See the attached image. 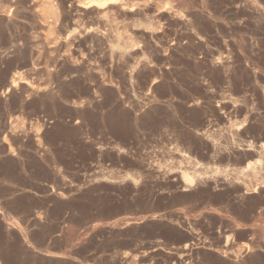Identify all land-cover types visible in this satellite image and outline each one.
Instances as JSON below:
<instances>
[{
	"label": "rangeland",
	"instance_id": "374dc122",
	"mask_svg": "<svg viewBox=\"0 0 264 264\" xmlns=\"http://www.w3.org/2000/svg\"><path fill=\"white\" fill-rule=\"evenodd\" d=\"M0 264H264V0H0Z\"/></svg>",
	"mask_w": 264,
	"mask_h": 264
},
{
	"label": "bare ground",
	"instance_id": "6f19581e",
	"mask_svg": "<svg viewBox=\"0 0 264 264\" xmlns=\"http://www.w3.org/2000/svg\"><path fill=\"white\" fill-rule=\"evenodd\" d=\"M10 83H11V85L13 86V81L10 82ZM10 83H9V85H10ZM15 84H16V83H15ZM9 85H8V87H9ZM10 87H11V86H10ZM33 87H34V86H33ZM11 88H13V87H11ZM11 88H9L10 91H11ZM34 88H35V87H34ZM34 88H31V87H30V89H29V88H28V89H29L31 92L35 93V92H36V89H34ZM7 89H8V88H7ZM12 90H13V89H12ZM30 91H29V92H30ZM40 91H41V90H40ZM31 92H30V94H32ZM38 92H39V91H38ZM38 92H36V93H38ZM28 94H29V93H28ZM32 95H33V94H32ZM41 99H42V98H41Z\"/></svg>",
	"mask_w": 264,
	"mask_h": 264
}]
</instances>
